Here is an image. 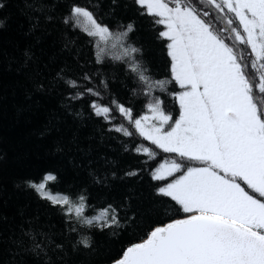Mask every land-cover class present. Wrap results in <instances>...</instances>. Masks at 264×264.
Returning a JSON list of instances; mask_svg holds the SVG:
<instances>
[{"label":"snow or ice","instance_id":"6c2138e0","mask_svg":"<svg viewBox=\"0 0 264 264\" xmlns=\"http://www.w3.org/2000/svg\"><path fill=\"white\" fill-rule=\"evenodd\" d=\"M23 14L35 41L0 48V105L45 113L34 135L52 159L6 176L0 156V264H264V0H24Z\"/></svg>","mask_w":264,"mask_h":264},{"label":"trees","instance_id":"16d2710c","mask_svg":"<svg viewBox=\"0 0 264 264\" xmlns=\"http://www.w3.org/2000/svg\"><path fill=\"white\" fill-rule=\"evenodd\" d=\"M24 0H8V8L5 12L0 13V18L7 16L6 28L0 29V48L6 49L10 55L19 56L24 47L30 43H34L35 36L28 34L29 24L26 16L23 14ZM126 16H133L134 13L129 10L125 13ZM35 35H41L39 31ZM137 38L145 45L146 56L158 66L163 72L164 54L160 50L157 43L153 42L152 35L148 30V22L140 21V31L137 33ZM55 39V34L43 38L41 45L49 55L57 51V48L51 47L52 41ZM59 63L52 66L51 71L54 73ZM162 78V77H161ZM12 73L8 63L0 57V82L11 83ZM257 99L264 103L260 97ZM56 101L50 102V107H55ZM45 122V113L40 112L36 115L28 112H21L17 97L9 96L8 102L0 105V156L6 157L7 163L4 165V174L11 176L19 171L25 165L43 166L52 159V138L40 139L34 133L43 127ZM91 128H83L80 130V136L83 137L90 134ZM70 134V133H69ZM55 135V134H53ZM87 144V141H84ZM107 152V149H102ZM110 156L113 153H108ZM79 158V157H77ZM69 171L72 165L67 158L60 161ZM122 163H135L131 158H125ZM134 181L128 183L117 182L114 187V194H127L128 187L134 185ZM137 193L144 191L141 186H135ZM9 183V191H11ZM146 191L144 197L146 198ZM16 199V197H14ZM27 197L20 196L19 202L23 203ZM135 203V202H134ZM146 207V203L144 205ZM35 207V204H33ZM79 237H77L78 239Z\"/></svg>","mask_w":264,"mask_h":264}]
</instances>
